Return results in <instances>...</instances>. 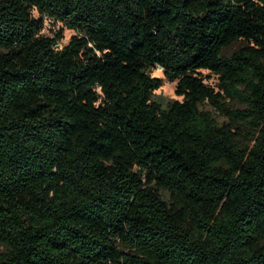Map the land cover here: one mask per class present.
Here are the masks:
<instances>
[{
    "label": "trees",
    "instance_id": "trees-1",
    "mask_svg": "<svg viewBox=\"0 0 264 264\" xmlns=\"http://www.w3.org/2000/svg\"><path fill=\"white\" fill-rule=\"evenodd\" d=\"M156 67L180 100L153 99ZM0 245L264 264V0H0Z\"/></svg>",
    "mask_w": 264,
    "mask_h": 264
},
{
    "label": "rangeland",
    "instance_id": "rangeland-1",
    "mask_svg": "<svg viewBox=\"0 0 264 264\" xmlns=\"http://www.w3.org/2000/svg\"><path fill=\"white\" fill-rule=\"evenodd\" d=\"M34 15H36V12H34ZM44 31H51L52 30H58L60 29L62 31V37L59 41V47H62L63 45H65L69 38L75 34L76 32L72 29H68V28H64L62 25H60L59 23H53L52 21L45 19L44 20ZM238 45H240V42H234L232 43L228 48L225 49V53H229L230 51H232L233 49H235L236 47H238ZM201 76L204 78V82L210 86H214L215 88L217 87V78L215 75H213L211 72H209L206 69H200L199 70ZM151 74L154 76H159L162 77V84L159 88L155 89L153 91V99L155 101H157L159 104H161L162 106H164L166 103L174 100V99H181V96H177L174 93V85H175V81L170 82L167 81L162 74V70L160 67H156L151 71ZM232 103V102H231ZM234 104V103H233ZM209 108V106H206ZM216 115L218 116V119L222 120L223 117L219 116L218 113H216ZM3 250V246L0 245V251Z\"/></svg>",
    "mask_w": 264,
    "mask_h": 264
}]
</instances>
